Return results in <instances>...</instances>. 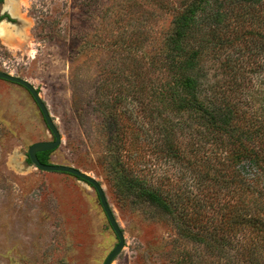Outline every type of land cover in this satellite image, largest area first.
<instances>
[{"label": "rangeland", "instance_id": "1", "mask_svg": "<svg viewBox=\"0 0 264 264\" xmlns=\"http://www.w3.org/2000/svg\"><path fill=\"white\" fill-rule=\"evenodd\" d=\"M190 1L0 2V71L27 80L46 105L61 137L48 162L75 167L101 185L124 236L111 264H244L234 257L233 241L251 238L248 227L232 232L226 246L203 235L192 239L178 217L136 198L119 177L163 189L190 177L184 116L154 98L165 75L159 63L166 38ZM242 7L237 17L228 13L229 31L218 30L198 59L202 82L223 85L236 101L240 78L220 64L248 43L242 28L264 31V0ZM237 64L231 66L241 65L257 89L251 97L260 101L264 73H252L246 58ZM167 133L181 152L177 159L163 152ZM49 140L30 93L0 79V264H103L117 238L95 190L70 174L32 167L27 158L31 144Z\"/></svg>", "mask_w": 264, "mask_h": 264}, {"label": "trees", "instance_id": "2", "mask_svg": "<svg viewBox=\"0 0 264 264\" xmlns=\"http://www.w3.org/2000/svg\"><path fill=\"white\" fill-rule=\"evenodd\" d=\"M257 1L191 0L174 19L166 38V60L159 63L160 73L166 76L154 90V98L160 108L184 116L180 124H187L191 154L184 160V167L190 177L183 180L180 176L181 180L170 182V189H163L119 176L123 188L136 198L147 200L164 214L178 217L180 231L187 232L186 236L192 239L200 241L203 235L226 246L232 244V235L240 233L242 226L248 227L251 238H243L239 244L242 239L233 241L234 257L244 264H264V97L260 101L251 97L257 92L253 91L254 83L249 75L240 74L241 65L235 66L246 58L254 63L252 73H264V31L242 28V38L250 41L235 51L237 58L227 55L220 64L240 78L237 101L225 96L223 85L202 82L205 75L198 59L204 45L217 40L216 32L230 26L228 13L237 17L239 6L251 8ZM224 4L229 6L227 11L223 10ZM232 64H236L234 68ZM163 137L164 154L177 159L176 155L181 154L178 146L168 133ZM50 152L37 153L38 160L48 163Z\"/></svg>", "mask_w": 264, "mask_h": 264}, {"label": "water", "instance_id": "3", "mask_svg": "<svg viewBox=\"0 0 264 264\" xmlns=\"http://www.w3.org/2000/svg\"><path fill=\"white\" fill-rule=\"evenodd\" d=\"M4 0H0L2 2ZM0 79L6 80L8 82H12L15 84H18L22 87H24L33 98L34 102L38 106L40 113L43 117V120L45 122L46 127L48 128L52 140L49 141H37L31 144L27 149V158L32 165V167H36L43 171H56V172H62L66 174H70L72 176H75L76 178L86 182L89 184L96 192L98 200L100 202V205L104 211V214L107 218V221L112 228L113 232L116 235L117 238V244L114 246V248L108 252L109 254L106 256L103 264H111V262L114 260V258L117 256L118 252L121 251V249L124 246V236L123 233L116 222V219L114 218V215H112V210L110 209L108 202L106 200L105 194L103 192V189L101 185L95 180L94 177L89 176L87 173L69 166V165H60V164H53V163H42L37 158V153L39 152H45V151H52L56 149L60 142L61 137L58 129L56 128L49 112L44 104V102L40 99L39 93L37 90L25 79H22L18 76L11 75L7 72L0 71Z\"/></svg>", "mask_w": 264, "mask_h": 264}]
</instances>
